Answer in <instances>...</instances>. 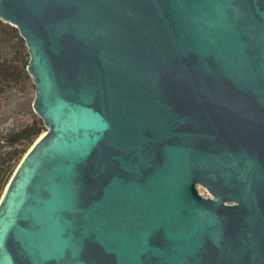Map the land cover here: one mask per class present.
Wrapping results in <instances>:
<instances>
[{
  "label": "water",
  "instance_id": "obj_1",
  "mask_svg": "<svg viewBox=\"0 0 264 264\" xmlns=\"http://www.w3.org/2000/svg\"><path fill=\"white\" fill-rule=\"evenodd\" d=\"M0 17L48 127L0 200V264H264V0H0Z\"/></svg>",
  "mask_w": 264,
  "mask_h": 264
},
{
  "label": "rangeland",
  "instance_id": "obj_2",
  "mask_svg": "<svg viewBox=\"0 0 264 264\" xmlns=\"http://www.w3.org/2000/svg\"><path fill=\"white\" fill-rule=\"evenodd\" d=\"M0 19L3 20L1 17ZM13 33L11 27H3L0 25V61H4L7 64L10 63V61L21 58L23 62H25V60L29 62L31 59L30 53L28 52V57L25 56L26 53L21 50L18 40L14 35L15 33ZM28 74L27 77L24 73H20L17 75L19 77L15 79H8L7 75H1L0 77L1 140L5 139V131L8 128L33 123L37 118H41L39 114L36 113L33 106V101L36 97V84L30 73ZM44 126L45 130L43 133L48 129L45 123ZM5 156L7 157L6 154ZM199 190L202 194L209 195L208 190L201 185H199Z\"/></svg>",
  "mask_w": 264,
  "mask_h": 264
},
{
  "label": "trees",
  "instance_id": "obj_3",
  "mask_svg": "<svg viewBox=\"0 0 264 264\" xmlns=\"http://www.w3.org/2000/svg\"><path fill=\"white\" fill-rule=\"evenodd\" d=\"M5 23L8 22L0 19L1 26L11 27L21 50L25 52V56L28 57V46L19 29L14 25ZM29 62L28 60L23 62L21 58H17L7 64L4 61H0V77L1 75H7L8 79H15L19 77L17 75L20 73H24V75L28 77ZM44 123L43 118H37L33 123L8 128L5 131V139H0V200L22 158L37 138L44 132Z\"/></svg>",
  "mask_w": 264,
  "mask_h": 264
}]
</instances>
